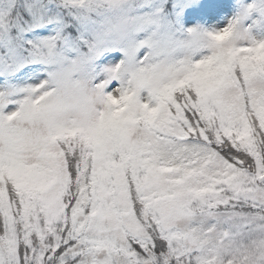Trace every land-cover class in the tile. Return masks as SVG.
Masks as SVG:
<instances>
[{"label":"snow or ice","instance_id":"obj_1","mask_svg":"<svg viewBox=\"0 0 264 264\" xmlns=\"http://www.w3.org/2000/svg\"><path fill=\"white\" fill-rule=\"evenodd\" d=\"M0 264H264V0H0Z\"/></svg>","mask_w":264,"mask_h":264}]
</instances>
